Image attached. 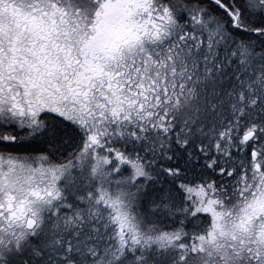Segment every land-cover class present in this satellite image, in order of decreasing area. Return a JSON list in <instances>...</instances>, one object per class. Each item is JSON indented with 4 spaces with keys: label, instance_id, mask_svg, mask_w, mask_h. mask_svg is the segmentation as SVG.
<instances>
[{
    "label": "snow or ice",
    "instance_id": "1",
    "mask_svg": "<svg viewBox=\"0 0 264 264\" xmlns=\"http://www.w3.org/2000/svg\"><path fill=\"white\" fill-rule=\"evenodd\" d=\"M0 264H264V0H0Z\"/></svg>",
    "mask_w": 264,
    "mask_h": 264
}]
</instances>
